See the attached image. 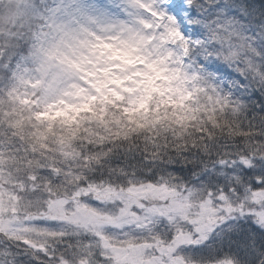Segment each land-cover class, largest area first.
I'll return each instance as SVG.
<instances>
[{"label":"snow or ice","instance_id":"obj_1","mask_svg":"<svg viewBox=\"0 0 264 264\" xmlns=\"http://www.w3.org/2000/svg\"><path fill=\"white\" fill-rule=\"evenodd\" d=\"M0 264H264V0H0Z\"/></svg>","mask_w":264,"mask_h":264}]
</instances>
